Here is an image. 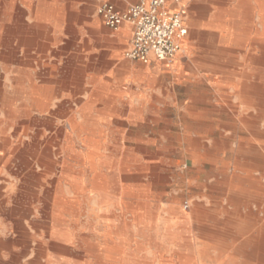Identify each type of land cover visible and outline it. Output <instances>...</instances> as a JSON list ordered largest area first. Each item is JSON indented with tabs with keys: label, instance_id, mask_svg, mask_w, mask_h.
Instances as JSON below:
<instances>
[{
	"label": "rangeland",
	"instance_id": "374dc122",
	"mask_svg": "<svg viewBox=\"0 0 264 264\" xmlns=\"http://www.w3.org/2000/svg\"><path fill=\"white\" fill-rule=\"evenodd\" d=\"M96 1L0 0V25L11 29L10 45L0 47L1 95L10 98L6 107L0 95L3 264H31L39 243L45 254L41 264H72L85 250L81 236L91 229L89 239L101 243L107 226L114 231L108 243L119 245L121 253L111 259L87 254L85 264H127L129 254L162 264L176 249L165 235L167 222L178 221L176 210L183 213L195 242L199 227L213 229L216 210L235 211L227 198L241 193V187L228 182L234 175L244 177L234 166L238 144L251 140L249 129L264 130V107L247 109L237 97L244 82L264 84V56L256 48L264 38L254 31L261 32L256 15L240 16V0H181L186 47L178 58L158 62L156 76L129 71L123 64L126 49L94 43L95 22L113 33L98 16ZM217 13L221 20L213 18ZM210 23L219 29H210ZM229 26L236 28L230 35ZM242 28L246 31L240 35ZM4 53L8 59H2ZM16 76L30 93L28 101L11 92ZM145 112L150 117H143ZM241 115L252 127L240 122ZM86 120L97 125L82 126ZM76 124L85 130L79 137L71 130ZM91 129L99 131L100 162H109L108 170L101 169L116 175L123 199L120 191L111 192L105 203L99 190L79 193L75 186V173L82 172V185L87 183L83 142ZM3 138L8 144L1 145ZM253 143L264 150L263 143ZM252 176L263 190L247 188L250 207L242 214L263 219L255 203L264 198V175L254 170ZM57 198L81 203L67 223L71 240L65 244L44 223ZM198 207L203 210L199 225L194 219ZM17 218L30 237L26 249L13 221ZM218 219L223 223L225 216ZM54 245H65L68 255Z\"/></svg>",
	"mask_w": 264,
	"mask_h": 264
},
{
	"label": "bare ground",
	"instance_id": "6f19581e",
	"mask_svg": "<svg viewBox=\"0 0 264 264\" xmlns=\"http://www.w3.org/2000/svg\"><path fill=\"white\" fill-rule=\"evenodd\" d=\"M208 1L211 2L212 4V3H218L220 0H208ZM239 9H240V16L242 18L244 17L246 18V16H248L249 14L250 15L252 14V16L256 15L261 32L259 33L258 29H255L254 31H256L258 36L260 35L262 38H264V0H240ZM213 18L215 20H221L222 14L217 13L216 15H214ZM207 26L210 29H219L218 26H216L215 24L210 23ZM3 29H5L6 35H4L3 37H1L0 35V47L7 48L10 45L11 29L9 25H0V31H3ZM235 29H236L235 26H229L226 32L230 35L232 33L231 31H235ZM220 31L222 30L220 29ZM245 31L246 30L244 28L240 29V35L242 33L244 34ZM185 47H186V43L184 42L181 43V50L179 52L180 54L185 49ZM256 48L260 50V52H262L264 56L263 39L261 40L260 43L256 44ZM6 53L3 54L4 57H2V59L9 58V55H5ZM24 76L22 77L26 78V76L25 77ZM242 84H241L242 85L241 90L237 92V97L240 103L243 106H245V108L247 109L250 107L251 108L257 107L258 105L259 108H261L262 106L264 107V84L260 82L259 83L256 82L254 84H247L246 82H244ZM1 85L2 84L0 82V86ZM11 85H12L11 92L13 94L22 96L25 101H28L29 98H31V97L27 98L28 94L30 93L26 91L27 89L24 87V82H22L21 77L16 76L15 78L11 79ZM7 86L8 85H5V87ZM0 95H1V89H0ZM2 95H3L2 97L3 102L5 106L8 107L10 104L8 100H10V98H7L6 97L7 95L5 94ZM240 122L243 123V125L250 127H252V125L254 124L248 120L247 116L244 115H241ZM82 123H83L82 126L86 127L87 125H89V123L92 124L93 122H91V120H86L83 121ZM92 125L95 126L97 124L93 123ZM73 127L74 128H72L71 130L76 135V137H79L80 132L85 131L80 128V124H76V126ZM248 131L251 140L247 142H241L238 144L236 154L239 157V160L236 163H234L235 169L242 171L244 177L241 178L234 175L232 179L228 180L230 186L234 188L241 187V189H239L241 190L240 195H238L239 197L229 195L227 198L229 205L235 208V211L228 212L226 209H223L222 211L216 210L214 216L212 217L213 220L212 222L214 225L213 229L210 231H206L204 228L199 227L198 228L199 232L195 235L197 242H195L193 239V235H191L192 231L187 229L189 224L187 220H185V217H183V213L180 210H176L175 215L178 216V221L173 222L172 225L167 222L168 227L165 230V235L172 242L176 243L175 244L176 249L173 251V256L171 258L164 259L162 264H264V218L258 219L257 214H253L252 216H250L251 213L247 215L242 214L243 209L249 210L250 207L249 200L247 199V193H248L247 188H251L256 191L263 190L262 185L258 181V179L252 176V171L254 170L258 171L261 172L262 175H264V150H262L263 146L262 145L256 146L253 143V141H256L258 143L264 144V130L249 129ZM87 132L89 133L88 134L89 137L88 139L86 138L83 142L84 143L83 146L85 148V154L83 155L85 163L83 164V167H84V172L87 174V179H86L87 183L86 186L82 185V179H81L83 174L82 172L75 173V176L77 175L75 179V186L77 190L80 191L79 193L84 192L85 190H88L90 193H92L94 190L97 189L100 192L101 199L105 203H107L106 200L107 198H109L108 194L111 192L118 193L120 191L121 193L120 198L123 199L125 195L123 193L122 188L118 186L117 183L118 178L116 179V175L113 172H108V171L104 172L103 169H101V168L107 169L110 166L108 165L109 162L105 163L104 161L100 162L99 160V154H98L99 142L97 141V135L99 131L91 129L88 130ZM8 142L9 140L7 138H3L1 145H6L8 144ZM44 149L47 150L48 153L49 149L46 148ZM24 154L26 155V153ZM46 156H48V158L51 159L49 154L45 155V157ZM245 157H250L251 162L250 163L246 162L245 159L247 158ZM262 199L263 200L260 199L261 201L259 200V203L256 202L255 204H257V206L262 209L261 212L264 214V198ZM80 204L81 203L78 200V198L72 200L60 199V198L54 199L52 210L48 212V214H46L45 217L46 222L44 223L47 226V230L49 231L51 230L52 235L55 238H58L59 242L61 241L62 243L65 244L66 242L71 240V233L69 232L67 223L70 219H73L75 217V214L77 213L78 211L77 209H79ZM261 205L262 207H260ZM102 207H107V205ZM41 209L43 208L41 207ZM220 215L225 216V220L223 221V223H220V220L218 219ZM202 217H203V210L201 207H198L194 216V219L197 222V224L200 222ZM13 221L16 228L19 230L18 235L22 241V246L24 249H26L30 241L29 234L26 231L27 228L25 229L23 227L21 218L14 219ZM173 227H176V229H173ZM112 233H114V231L109 229V227L107 226L106 234L105 237L103 238V241L101 243L99 242L97 243L89 239L90 236L93 234V231L91 229L88 230L87 234L81 236V240L85 243V250L78 253L76 257L77 261L73 262L72 264H85L84 260L87 254L90 255L99 254V257L102 259H111L113 255L115 256L120 254L121 252L118 249L119 245L117 244L110 245L108 243L109 239H111ZM178 240H181L182 242L178 243L177 242ZM12 242L13 241H11V243ZM54 248L58 253H64L67 255L69 253L66 251L67 249L65 245H54ZM37 254H38L37 259L33 261L31 264H41V258H42L41 256L45 255L44 247L40 243L38 244ZM18 259L19 257L15 256L13 261L18 263ZM124 262L127 264L128 263L148 264L147 262L144 263L143 261L136 259L132 254H129L128 257L124 259ZM58 263L71 264L70 262H66V261L65 262L59 261ZM0 264H3L1 260H0Z\"/></svg>",
	"mask_w": 264,
	"mask_h": 264
},
{
	"label": "built area",
	"instance_id": "2783aa9c",
	"mask_svg": "<svg viewBox=\"0 0 264 264\" xmlns=\"http://www.w3.org/2000/svg\"><path fill=\"white\" fill-rule=\"evenodd\" d=\"M180 5L181 0H141L124 11L111 4L97 9L104 26L112 31L124 23L133 26L130 48L124 56L131 61L148 64L152 59L170 62L181 50L188 29L184 23L182 7L169 10L168 2Z\"/></svg>",
	"mask_w": 264,
	"mask_h": 264
},
{
	"label": "crops",
	"instance_id": "0c3cea01",
	"mask_svg": "<svg viewBox=\"0 0 264 264\" xmlns=\"http://www.w3.org/2000/svg\"><path fill=\"white\" fill-rule=\"evenodd\" d=\"M141 0H97V9L104 5V4H111L113 5L117 10L124 11L130 6L136 5ZM182 7V5H175L172 1L168 2L167 8L169 10H177L178 8ZM59 19V18H58ZM96 29L92 30V38L94 40V43L98 46H105L106 48H112V49H119L128 50L131 45L132 37H133V26L129 23H124L121 25L120 28H118L115 31H112L113 33H108L104 31L103 29H100V26L98 22H95ZM27 40V44H28ZM180 52V51H179ZM180 55H177L178 58ZM123 64L129 69V71H139L147 74H151L152 76L157 75V71L159 69L158 61L152 59L148 64H143L141 62L137 61H131L128 60L124 61ZM143 64V65H142ZM43 100H46L44 98ZM143 117H150V115L145 112L143 113Z\"/></svg>",
	"mask_w": 264,
	"mask_h": 264
}]
</instances>
